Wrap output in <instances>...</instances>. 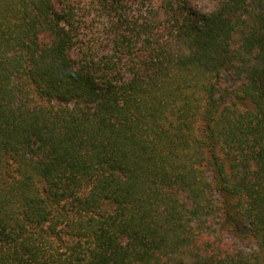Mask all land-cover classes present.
I'll return each instance as SVG.
<instances>
[{
    "label": "trees",
    "instance_id": "obj_1",
    "mask_svg": "<svg viewBox=\"0 0 264 264\" xmlns=\"http://www.w3.org/2000/svg\"><path fill=\"white\" fill-rule=\"evenodd\" d=\"M0 264H264V0H0Z\"/></svg>",
    "mask_w": 264,
    "mask_h": 264
},
{
    "label": "rangeland",
    "instance_id": "obj_2",
    "mask_svg": "<svg viewBox=\"0 0 264 264\" xmlns=\"http://www.w3.org/2000/svg\"><path fill=\"white\" fill-rule=\"evenodd\" d=\"M191 1L193 7L203 12H210L209 8H211L212 11L214 8H216L219 5V3L222 0H199V3L203 5L202 7L198 6L197 0H191Z\"/></svg>",
    "mask_w": 264,
    "mask_h": 264
},
{
    "label": "clouds",
    "instance_id": "obj_3",
    "mask_svg": "<svg viewBox=\"0 0 264 264\" xmlns=\"http://www.w3.org/2000/svg\"><path fill=\"white\" fill-rule=\"evenodd\" d=\"M198 6L202 7L203 5L199 3V0H197ZM209 11H211V8H209Z\"/></svg>",
    "mask_w": 264,
    "mask_h": 264
}]
</instances>
